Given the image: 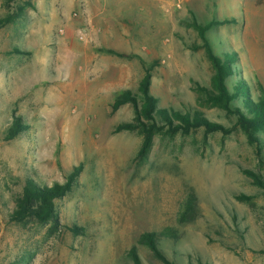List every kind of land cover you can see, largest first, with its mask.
I'll return each instance as SVG.
<instances>
[{"label":"rangeland","instance_id":"rangeland-1","mask_svg":"<svg viewBox=\"0 0 264 264\" xmlns=\"http://www.w3.org/2000/svg\"><path fill=\"white\" fill-rule=\"evenodd\" d=\"M215 1L173 0L160 3L157 19L128 21L131 34L140 33L127 38L135 44L128 57H119L92 45L86 20L93 5L0 0V20L21 13L0 27V264H134V246L143 264H162L138 244L145 233L160 237L175 264H264V141L259 156L237 118L205 91L215 73L207 45L219 56L236 52L234 82L264 90V0ZM227 18L233 21L223 24ZM194 22L209 27L202 35ZM94 52L119 58L126 82L98 83ZM148 69L159 108L200 113L229 132L164 127L146 152L140 127L115 132L136 117L131 103L113 111L116 98L130 90L141 106ZM17 119L27 130L7 141ZM80 164L77 184L57 201L58 224L10 221L28 179L62 184ZM190 195L195 213L182 223Z\"/></svg>","mask_w":264,"mask_h":264},{"label":"trees","instance_id":"trees-1","mask_svg":"<svg viewBox=\"0 0 264 264\" xmlns=\"http://www.w3.org/2000/svg\"><path fill=\"white\" fill-rule=\"evenodd\" d=\"M22 11L23 8H19V12ZM20 17L21 13L15 14L13 12L12 14H8L0 20V27L14 23ZM232 21L227 19L222 23ZM191 26L199 29L202 35L209 27L203 28L197 22H194ZM15 52L17 54H24L20 49H16ZM99 52L119 57H128L126 54L110 49H102ZM207 55L215 70L212 77L213 89H205L208 98L221 109L237 118V126L246 133L250 143L257 146L259 156H261L260 143L264 141V90L262 86L259 85L261 93L258 90V94L247 81L238 80L234 82V77H240L237 65L238 55L236 52L219 56L207 45ZM149 70L146 71V75L139 86V92L143 96V104L141 106L139 105L137 94L130 90L124 91L116 98L112 106L113 111H117L121 106L131 103L135 109L136 117L135 123L120 124L116 127L115 132L129 131L140 127L145 134L142 152H146L150 147L152 135L164 127L168 128L170 134H189L192 131L200 129H204L207 134L220 130L229 132L223 126L209 121L200 113L191 114V112L183 113L173 109L159 108L157 106L158 100L150 92L151 74ZM252 93H255L256 96L253 97ZM160 122H163V124H159ZM25 130H27V127L23 126L20 120L17 119L8 130L5 139L7 141L13 140ZM82 171L83 165L80 164L73 169L62 184L40 185L34 180L28 179L21 193L15 199V209L10 214V221L21 223L28 219H34L40 223L53 221L58 224L57 201L72 191ZM261 184L264 183L261 182ZM195 207V198L193 195H190L182 205L179 221L182 223L187 222L195 213ZM73 230L79 231L76 227ZM159 241L160 237L156 233H145L141 236L138 244L146 246L162 264H175L159 248ZM128 259H131L134 264H143L137 246L130 249ZM198 264L208 263L198 260Z\"/></svg>","mask_w":264,"mask_h":264},{"label":"crops","instance_id":"crops-1","mask_svg":"<svg viewBox=\"0 0 264 264\" xmlns=\"http://www.w3.org/2000/svg\"><path fill=\"white\" fill-rule=\"evenodd\" d=\"M95 8L94 13H88L87 20L90 29V39L92 45L96 48H105L114 50L119 53L127 52L128 48L133 47L134 42L128 40L130 36H139V30L131 34L132 28L128 21L141 20L142 17L148 19H157L159 15L160 3L165 8L170 7L173 0H77ZM216 0L215 2H218ZM245 6L248 0H238V3ZM249 2H247L248 4ZM242 5V6H243ZM137 15V16H136ZM228 19V18H227ZM141 31V29H140ZM93 62L92 71L94 79L100 84L109 86L126 82L127 74L125 66L119 58L97 54L96 52L90 57ZM102 59L101 63L98 62ZM106 59V62L103 60ZM106 78V79H105ZM104 79V80H103Z\"/></svg>","mask_w":264,"mask_h":264},{"label":"water","instance_id":"water-1","mask_svg":"<svg viewBox=\"0 0 264 264\" xmlns=\"http://www.w3.org/2000/svg\"><path fill=\"white\" fill-rule=\"evenodd\" d=\"M0 223H1V231H0V241H1V238L5 232V227H6L1 214H0Z\"/></svg>","mask_w":264,"mask_h":264},{"label":"built area","instance_id":"built-area-1","mask_svg":"<svg viewBox=\"0 0 264 264\" xmlns=\"http://www.w3.org/2000/svg\"><path fill=\"white\" fill-rule=\"evenodd\" d=\"M80 39L83 40L84 39L83 36H81Z\"/></svg>","mask_w":264,"mask_h":264}]
</instances>
